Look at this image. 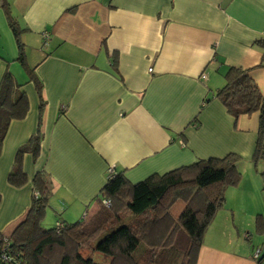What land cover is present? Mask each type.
I'll list each match as a JSON object with an SVG mask.
<instances>
[{"label":"crops","instance_id":"crops-1","mask_svg":"<svg viewBox=\"0 0 264 264\" xmlns=\"http://www.w3.org/2000/svg\"><path fill=\"white\" fill-rule=\"evenodd\" d=\"M5 2L20 29L24 63L0 5V81L9 73L28 108L10 121L2 141L1 234L10 235L24 218L39 170L51 181L45 212L56 224L94 213L108 167L136 183L232 152L251 177L241 175L225 189V205L207 225L195 264L264 260V240L259 245L252 232L264 238L255 228L256 215L264 221L258 195L264 158L252 159L258 113L234 117L215 97L229 66L247 70L264 94L256 43L264 39V0ZM29 69L41 81L40 94ZM36 133L39 154L23 153L27 181L13 186L7 175L16 152Z\"/></svg>","mask_w":264,"mask_h":264},{"label":"trees","instance_id":"trees-1","mask_svg":"<svg viewBox=\"0 0 264 264\" xmlns=\"http://www.w3.org/2000/svg\"><path fill=\"white\" fill-rule=\"evenodd\" d=\"M0 5L19 48L17 58L24 63L20 29L5 0H0ZM256 43L263 50L264 63V39ZM28 71L40 94L41 81L32 69ZM223 77L224 84L216 90L215 97L227 111L234 117L258 113L252 156L258 161L264 158V94L247 70L240 67L229 66ZM27 108L25 93H15L6 72L0 81V151L10 121L22 118ZM39 139L36 133L18 148L15 165L7 175L11 185L18 187L27 181L22 155L30 152L35 159ZM239 159L232 152L198 159L136 183H130L121 171H113L100 189L99 205L93 214L73 222L58 219L61 225L51 228L42 226L51 181L44 170H39L31 178V202L24 218L10 235L0 233V245L5 236L12 257L10 262L0 264H195L207 225L225 205V189L240 181ZM103 199H108L109 205H104ZM178 200L183 206L176 215L172 208ZM255 228L259 233L264 231L261 215L255 217ZM96 252L106 259L105 263L93 260ZM257 264H264L263 257Z\"/></svg>","mask_w":264,"mask_h":264},{"label":"rangeland","instance_id":"rangeland-1","mask_svg":"<svg viewBox=\"0 0 264 264\" xmlns=\"http://www.w3.org/2000/svg\"><path fill=\"white\" fill-rule=\"evenodd\" d=\"M252 168H253V171H254L255 168L254 167H252ZM239 171H240V173H241V175L243 177H245V176H250L251 177V173H252L251 168H250V170L247 171V170L244 169L243 165L241 164V169H240V164H239ZM242 176H241V178H242ZM240 181H241V179H240ZM253 187L255 188V194H256L257 193L256 192L257 187H255L254 185H253ZM255 194H253V196ZM258 195H260L262 197L263 201H264V186H263V188L261 186H260V188H258ZM182 206H183L182 200L176 201L173 204L172 213H174V214L177 215L180 212ZM263 208H264V206H263ZM51 215L52 214H48V213L46 214V212H45V215H44L43 220H42V226L44 228L54 227V225H55V223H54L55 222L54 221L55 218H53L54 215H52V216ZM252 232H253V236H256V238L258 239L259 245H261V242L260 241L263 242V240H264L263 236L262 235H259V234H256L254 231H252ZM253 241H257V240L256 239H253ZM84 253H85V251H84ZM92 258H93L94 261L99 262V263H105L106 262V259L100 253H98V252L94 253L93 256H92Z\"/></svg>","mask_w":264,"mask_h":264},{"label":"built area","instance_id":"built-area-1","mask_svg":"<svg viewBox=\"0 0 264 264\" xmlns=\"http://www.w3.org/2000/svg\"><path fill=\"white\" fill-rule=\"evenodd\" d=\"M43 35L46 36L45 34H43ZM150 69L151 68H149V70ZM108 173L109 174L113 173L112 167H108ZM102 202H103L104 205H109V203H110L108 199H103ZM85 217H87V211H85L82 214L81 218H85ZM60 225H61L60 221H57L56 222V226L59 227ZM259 252H260V249L255 248V250L253 252L254 258H257L259 256ZM11 260H12V257L10 255L9 249H8V240L4 236V237H2V243L0 245V263H8Z\"/></svg>","mask_w":264,"mask_h":264}]
</instances>
